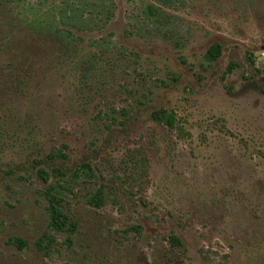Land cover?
<instances>
[{
    "label": "rangeland",
    "instance_id": "obj_1",
    "mask_svg": "<svg viewBox=\"0 0 264 264\" xmlns=\"http://www.w3.org/2000/svg\"><path fill=\"white\" fill-rule=\"evenodd\" d=\"M55 168L72 232L49 228ZM0 264H264V0H0Z\"/></svg>",
    "mask_w": 264,
    "mask_h": 264
},
{
    "label": "trees",
    "instance_id": "obj_2",
    "mask_svg": "<svg viewBox=\"0 0 264 264\" xmlns=\"http://www.w3.org/2000/svg\"><path fill=\"white\" fill-rule=\"evenodd\" d=\"M148 10L153 14L157 12L156 7L152 4L148 6ZM57 30L56 31L58 33L55 32L56 36H58V38H61L65 44L70 46L71 44L76 43V40L73 39V36L72 38H70L71 36L61 31L60 28H58ZM221 53L222 46L220 43L216 42L208 49L206 57L209 60L213 61L218 59ZM153 117L157 121L166 124L170 128H175L176 126V117L174 112L168 111L165 108L155 109L153 111ZM56 152L57 153L53 154L52 156L64 159L68 157L63 149H58ZM87 169H89V171ZM54 171L59 177L58 182L49 184L47 188L42 192L48 200V210L50 212L49 228L57 233H61L67 230L72 232L76 227V222L72 221L71 216L66 212L65 200L62 195V189H69V180L64 178L66 174L60 168H55ZM40 172L44 181H48L49 172H47L45 169H40ZM92 173L93 170L90 164H81L72 172L70 180L78 181L83 179L84 181H87L92 177ZM107 198L108 197L104 189L99 188L92 193L88 201L95 207H102L103 205H105ZM133 228L136 229L138 233L140 232L141 227L139 225H134ZM10 241L16 243L21 249L28 245L27 241L24 238L20 237L11 238ZM55 241L56 238H54L52 234L47 232L38 239L36 244L40 251L49 254V248ZM167 243L169 245L168 250L171 251L174 258L178 261L182 260L183 255L186 251V247L182 238L172 233L168 236Z\"/></svg>",
    "mask_w": 264,
    "mask_h": 264
},
{
    "label": "flooded vegetation",
    "instance_id": "obj_3",
    "mask_svg": "<svg viewBox=\"0 0 264 264\" xmlns=\"http://www.w3.org/2000/svg\"><path fill=\"white\" fill-rule=\"evenodd\" d=\"M150 5V4H149ZM59 13H60V17H61V23H62V25H65V26H72V24H70V23H72L73 22V20H75L76 18H77V11L76 10H74L71 6H70V4L67 2V1H65V2H62L60 5H59ZM157 13V12H156ZM60 29H61V31H63L64 33H66V34H68V35H70V34H72L70 31L71 30H69V29H67V28H61L60 27ZM79 30H84V29H81V28H79ZM74 37V36H73ZM63 45H65L66 47L67 46H69V45H67V44H63ZM222 46V45H221ZM217 60V59H216ZM214 61V60H213Z\"/></svg>",
    "mask_w": 264,
    "mask_h": 264
}]
</instances>
